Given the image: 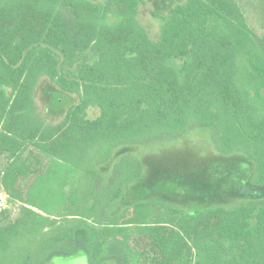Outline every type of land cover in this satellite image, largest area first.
<instances>
[{
  "label": "trees",
  "instance_id": "16d2710c",
  "mask_svg": "<svg viewBox=\"0 0 264 264\" xmlns=\"http://www.w3.org/2000/svg\"><path fill=\"white\" fill-rule=\"evenodd\" d=\"M148 1L0 0V189L21 205L0 222V264H264V23L239 0H161L153 37ZM41 80L75 100L53 122ZM194 126L244 153L262 194L193 214L112 206L140 172L134 145Z\"/></svg>",
  "mask_w": 264,
  "mask_h": 264
},
{
  "label": "rangeland",
  "instance_id": "374dc122",
  "mask_svg": "<svg viewBox=\"0 0 264 264\" xmlns=\"http://www.w3.org/2000/svg\"><path fill=\"white\" fill-rule=\"evenodd\" d=\"M165 1L170 6L179 3V0ZM247 1L254 6V11L257 9L264 13V0ZM160 3L161 0L148 1L139 14L141 23L153 37L158 33L159 24L151 13L163 12ZM257 32L260 33V30ZM43 83L41 80L35 92V103L42 114L44 108L48 109V120L53 122L75 100L56 90L48 95L42 90ZM70 99L74 101L70 103ZM129 156L139 163L140 172L121 184V194L111 202L113 207L120 210L139 200L150 205L168 204L193 214L212 206H229L262 194V186L255 184L253 162L240 151L222 153L217 150L211 130L207 127L194 126L172 138L134 145ZM5 160V155L0 156V172ZM31 161L44 167L43 160L32 158ZM20 209L21 205L17 202H8L7 212L0 222L15 220ZM49 264L90 263L89 256L81 252L75 256L54 255Z\"/></svg>",
  "mask_w": 264,
  "mask_h": 264
},
{
  "label": "crops",
  "instance_id": "0c3cea01",
  "mask_svg": "<svg viewBox=\"0 0 264 264\" xmlns=\"http://www.w3.org/2000/svg\"><path fill=\"white\" fill-rule=\"evenodd\" d=\"M239 2L241 4H243V6H245V8L250 11L249 14L252 16L251 18V22L253 21L254 23H256L257 25L259 24H263L264 23V13L262 12H258V10L256 9L255 11H253L254 9V6L250 5L248 3L247 0H239ZM251 11H253V13H251ZM254 14L257 16V17H253Z\"/></svg>",
  "mask_w": 264,
  "mask_h": 264
},
{
  "label": "built area",
  "instance_id": "2783aa9c",
  "mask_svg": "<svg viewBox=\"0 0 264 264\" xmlns=\"http://www.w3.org/2000/svg\"><path fill=\"white\" fill-rule=\"evenodd\" d=\"M8 207L7 195L3 190L0 189V211Z\"/></svg>",
  "mask_w": 264,
  "mask_h": 264
}]
</instances>
